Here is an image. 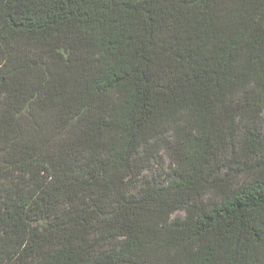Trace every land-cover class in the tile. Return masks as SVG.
<instances>
[{
    "label": "trees",
    "instance_id": "1",
    "mask_svg": "<svg viewBox=\"0 0 264 264\" xmlns=\"http://www.w3.org/2000/svg\"><path fill=\"white\" fill-rule=\"evenodd\" d=\"M0 264H264V0H0Z\"/></svg>",
    "mask_w": 264,
    "mask_h": 264
},
{
    "label": "rangeland",
    "instance_id": "2",
    "mask_svg": "<svg viewBox=\"0 0 264 264\" xmlns=\"http://www.w3.org/2000/svg\"><path fill=\"white\" fill-rule=\"evenodd\" d=\"M169 164V163H168Z\"/></svg>",
    "mask_w": 264,
    "mask_h": 264
}]
</instances>
